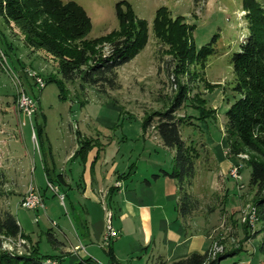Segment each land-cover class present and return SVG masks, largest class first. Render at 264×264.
Wrapping results in <instances>:
<instances>
[{"label": "rangeland", "instance_id": "374dc122", "mask_svg": "<svg viewBox=\"0 0 264 264\" xmlns=\"http://www.w3.org/2000/svg\"><path fill=\"white\" fill-rule=\"evenodd\" d=\"M69 1L81 5L91 18L92 30L88 35L89 39L118 31L120 26L116 4L128 1L137 16L148 21L149 40L145 48L135 58L118 69V83L120 84L118 89L107 88L106 92H101L87 85L81 88L80 80L66 82L70 94L69 100L63 101L59 98L57 84L55 82L47 84L46 82L49 77L62 79L58 72V60L43 50L36 51L27 47L19 30L13 24L7 25L0 17V163L5 167L12 165L6 154L11 152L10 147L14 144L20 148L22 157L18 156V160L26 168L27 176V183L17 184L11 176L9 178L2 176L0 167V217L6 212H10L26 230L40 227L45 230L52 229L57 235H60L58 228L50 224L45 209L50 207L52 213L49 211V214L53 215L51 218L61 223V220L67 218L66 209L69 206L65 207V202L62 203L59 195L54 191L47 188L50 195L46 198L44 209L27 210L21 207L22 198L30 187H34L29 184L34 182V177L35 184L39 183L44 189L47 187L38 154V139L34 133L35 123L38 120L42 122L43 115L48 117L45 131L47 129L48 135L52 139L51 142L56 147L59 143L58 138L60 140L62 134L61 130L64 131L63 144H65L66 138H69L72 124L76 126L69 114H79L81 107L84 106L81 102L83 103L86 98L93 101L92 105L98 101L99 104L106 106L105 111L102 112V118L99 120L101 127H103L101 124L103 123L112 128V132L116 134L117 138L123 136V139L127 138L121 143L124 145H121V152H125V159L131 155V162L139 160L143 144L139 134L145 116L155 111L165 110L177 91V84L174 82L176 62L173 59L172 51L170 46L158 39L153 31L156 11L165 6L169 9L172 17L183 16L186 23L194 27L190 39L198 48L211 42L214 36H218V40L214 44L215 53L207 64L205 66L192 64L189 67L190 72L180 77L181 81L188 84L190 89L189 98L176 112L177 116H198L193 105L201 99L206 101L207 107L217 109L215 121L194 120L195 125H190L187 122L182 126L184 138H192L198 145L202 142L205 143V147L200 149L198 172L196 171L192 184L187 187V190L199 200L205 213L209 207L216 206L215 216L212 217L214 227L211 229L213 232L210 248L217 251L221 250L224 245L231 248L241 243L244 246V251L225 259L222 264H237L242 260L243 264H264V257L258 251L263 235L260 234L256 238L242 242L245 237L244 218L253 207L254 191L249 187L250 169L242 167L241 177L238 180L231 176L230 171L236 164H230V160L226 156L228 149L224 137L226 111L229 102L235 100V93L232 90L235 75L230 57L234 52L240 50L241 43L249 34L248 22L242 6L243 0H63L64 3ZM258 1L264 2V0ZM110 47L107 40L96 45V49L105 55L109 53ZM17 60L24 65V70L20 69ZM33 73L43 79L45 83L43 87L37 84L36 78L32 76ZM21 91L27 92L26 94L34 99L35 112L31 118L19 107ZM119 113H121V119H118ZM61 115H63L62 120ZM21 130L23 136L20 134ZM155 130L150 127L149 137L151 143L158 144L160 137L157 136L158 133ZM34 134L36 138L32 139L31 136ZM16 136L18 137L17 141H15ZM44 145L49 147V139L44 141ZM209 146L213 150L214 156L209 153ZM158 150L155 156L165 162L166 169L171 170V165L173 167L171 152L165 147ZM215 156L218 159L217 163H215ZM52 159L51 157V164ZM36 166L37 170L34 174L32 168ZM140 166V170L144 169L145 171L146 165L140 164ZM149 178L152 180L151 177ZM225 189L229 191L226 200L223 199ZM66 203L69 204V201L67 200ZM103 208L105 230L109 222L115 228L113 210L106 202H104ZM37 221H40L38 226ZM260 227L261 225L256 222L254 227L250 226L251 233L257 232ZM1 239L3 249L8 251L21 254L30 247L40 245L41 253L50 252L51 244L46 235L42 239L36 237L33 240L31 237L30 240H27L21 236L17 238L2 236ZM102 243H104V234ZM246 250L249 253H246ZM137 253L132 256L129 251H126L120 256H123V261L127 264V260L131 261L133 257H139ZM56 257L46 258V260L50 259L61 264L60 257ZM65 264L70 263L67 261Z\"/></svg>", "mask_w": 264, "mask_h": 264}, {"label": "trees", "instance_id": "16d2710c", "mask_svg": "<svg viewBox=\"0 0 264 264\" xmlns=\"http://www.w3.org/2000/svg\"><path fill=\"white\" fill-rule=\"evenodd\" d=\"M242 6L249 34L241 43L240 50L230 57L235 75L232 87L235 100L229 102L226 111L224 137L228 149L227 158L240 166V172L242 167L250 169L249 187L254 191L252 205L256 210L257 222L261 225L257 232L251 233L249 223H243L245 237L242 242L262 234L258 251L264 257V2L243 0ZM116 12L120 29L106 36L89 39L88 35L92 30L91 18L74 1L64 3L63 0H0V17L7 25L13 24L19 30L25 45L32 50H43L58 60V72L62 79L49 77L46 82L57 84L59 98L63 101L69 100L70 94L66 82L80 80L81 88L87 85L101 92H106L107 88L118 89V69L135 58L147 45L148 21L140 19L128 1L117 3ZM193 29L183 16L172 17L165 6L156 11L153 31L172 51L176 62L174 82L177 84V91L165 110L148 114L142 122L143 130L155 128L164 146L175 151L172 170L164 174L178 183L180 199L177 209L180 216L191 214L198 208L199 200L188 192L187 187L192 184L196 175L201 157L200 149L205 147L204 142L198 145L193 140L186 141L182 126L187 122L195 125L194 120L206 122L215 121L217 118V109L207 107L204 99L193 105L198 116L176 115L189 98L190 87L181 81V75L189 73L192 64L205 66L215 53L214 44L218 40L216 35L211 42L198 48L190 39ZM105 40L111 45L107 55L96 49V45ZM17 63L24 70V65L18 60ZM34 98L38 100L36 96ZM45 124L46 118L43 115L42 122L37 121L35 125L42 151L47 139ZM93 144L89 139L82 140L75 155L85 160ZM49 182L55 181L49 179ZM215 210L212 208L211 212ZM2 236H21L30 240L16 217L10 212L4 213L0 217V264H45L46 258H57L41 253L39 246L30 247L21 254L8 251L3 249ZM47 237L52 245L59 243L50 232H47ZM112 242L113 240L107 246L109 264H121L111 246ZM241 251H244L241 243L231 248L224 245L221 250L209 248L204 253L193 252L186 258L172 262L160 260L157 264H222L225 259ZM76 264L96 263L87 258Z\"/></svg>", "mask_w": 264, "mask_h": 264}, {"label": "crops", "instance_id": "0c3cea01", "mask_svg": "<svg viewBox=\"0 0 264 264\" xmlns=\"http://www.w3.org/2000/svg\"><path fill=\"white\" fill-rule=\"evenodd\" d=\"M94 103L92 105L93 101L86 98L79 114H69L76 126L72 124L65 144L64 131L61 130L59 143L55 147L46 129L50 145L48 148L44 145L43 151L39 147L38 154L46 186L49 179L55 181L59 191L65 194L64 206L70 207L66 209L67 218L59 223L51 218L53 216L49 214L51 208H47L45 204L48 220L52 226L58 228L60 235L52 229L45 230L40 227L26 230L17 219L26 234L32 240L36 237L42 239L44 235L47 236V232L53 234L59 243L57 245L50 243L52 248L50 247V252L46 254L59 256L61 264L67 261L76 264L87 258H91L96 264H109L108 247L102 243L105 231L103 204L106 202L114 212L113 224L118 231V236L111 246L121 264L125 263L123 256L120 255L126 251L132 256L139 251L137 253L139 257L127 260V264H157L160 260L172 262L186 258L193 252H206L211 246L213 232L211 229L214 227L212 217L215 216L217 209L216 206H212L205 213L199 203L198 208L191 214L180 216L177 209L180 199L178 183L164 174L171 172L172 169H166L165 162L155 156L158 149L165 147L171 152L173 162L175 151L164 146L161 139L158 144L151 143L150 128L145 131L141 129L139 135L143 144L139 160L131 162V155L125 159V152H121L123 145L121 143L127 138L123 139L124 136L117 138L112 128L103 123L101 127L99 120L106 106L99 104L98 101ZM120 114L118 119H121ZM45 118L47 121L46 115ZM62 118L63 115L61 120ZM20 134L23 136L22 130ZM31 137L33 139V135ZM84 139H89L94 144L88 150L85 160H82L81 156L75 154ZM184 139L188 142L194 140ZM17 140L16 136L15 141ZM37 143L39 146V142ZM10 149L11 152H7L6 155L12 165L5 167L0 163L2 176L7 178L11 176L17 184L27 183L26 168L18 160V156L22 157L20 148L13 144ZM208 150L214 156L210 146ZM217 162L215 156V163ZM140 164L146 165L145 171L140 170ZM230 164L233 163L230 161ZM32 170L35 174L37 166ZM58 178L59 180H56ZM35 183L34 177V182L29 184L41 193L45 203L47 196L50 195L48 187L44 189L39 183ZM228 194V189H225L223 199ZM67 200L69 204L66 203ZM212 208L216 210L211 212ZM39 223L40 221L36 222L37 226ZM246 253L249 251L246 250ZM237 264H243V260Z\"/></svg>", "mask_w": 264, "mask_h": 264}, {"label": "built area", "instance_id": "2783aa9c", "mask_svg": "<svg viewBox=\"0 0 264 264\" xmlns=\"http://www.w3.org/2000/svg\"><path fill=\"white\" fill-rule=\"evenodd\" d=\"M36 78L37 84L40 87H43L45 85L43 79L35 73L32 74ZM19 107L23 109L26 115H28L30 118L34 116L35 112V102L34 99L26 94L23 93L22 91L20 92V97H19ZM36 138L35 134L33 136ZM239 167L238 165H234L230 171L231 176H233L235 179H240L239 177ZM48 189L54 191L56 194L59 195L61 202L63 203L65 201V194L60 193L59 187L55 185L52 182L47 183ZM21 207L27 210H40L44 209V202L41 193L34 187H30V189L27 191V193L24 195V197L21 200ZM110 216V213H109ZM248 219V221H247ZM245 222H248L249 225L251 226L250 222V211L244 218ZM252 227V226H251ZM118 233L114 227H112L111 223L109 222L106 226V230L104 233V246H108V244L117 237ZM47 262H50L51 264H57L56 261H52L50 259L46 260Z\"/></svg>", "mask_w": 264, "mask_h": 264}, {"label": "bare ground", "instance_id": "6f19581e", "mask_svg": "<svg viewBox=\"0 0 264 264\" xmlns=\"http://www.w3.org/2000/svg\"><path fill=\"white\" fill-rule=\"evenodd\" d=\"M19 90V89H18ZM25 91V90H24ZM24 91H22L23 93H25ZM27 93V92H26ZM239 166V165H238ZM239 177L240 176V167H239ZM250 222H251V226L254 227L256 222H257V217H256V210L254 207H252L250 209ZM45 264H51L50 262H47L46 260L44 261Z\"/></svg>", "mask_w": 264, "mask_h": 264}]
</instances>
